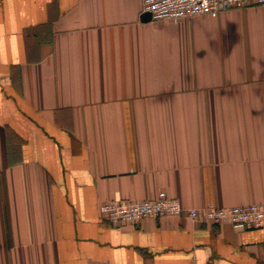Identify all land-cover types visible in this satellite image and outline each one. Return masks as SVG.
<instances>
[{
  "label": "crops",
  "instance_id": "obj_1",
  "mask_svg": "<svg viewBox=\"0 0 264 264\" xmlns=\"http://www.w3.org/2000/svg\"><path fill=\"white\" fill-rule=\"evenodd\" d=\"M141 15L0 0V264H264V224L100 216L161 190L264 205V6Z\"/></svg>",
  "mask_w": 264,
  "mask_h": 264
},
{
  "label": "built area",
  "instance_id": "obj_2",
  "mask_svg": "<svg viewBox=\"0 0 264 264\" xmlns=\"http://www.w3.org/2000/svg\"><path fill=\"white\" fill-rule=\"evenodd\" d=\"M247 6H264V0H141V14H149L151 22L163 20L177 23L195 16ZM99 213L113 227L135 224L146 218L180 216L201 223L229 224L241 230L261 228L264 224V205L260 203L227 208L212 205L185 208L162 190L155 197L138 201L107 200L99 206Z\"/></svg>",
  "mask_w": 264,
  "mask_h": 264
},
{
  "label": "water",
  "instance_id": "obj_3",
  "mask_svg": "<svg viewBox=\"0 0 264 264\" xmlns=\"http://www.w3.org/2000/svg\"><path fill=\"white\" fill-rule=\"evenodd\" d=\"M141 20H142L143 22H148V21H150V16H149V14L145 13V14L141 15Z\"/></svg>",
  "mask_w": 264,
  "mask_h": 264
}]
</instances>
